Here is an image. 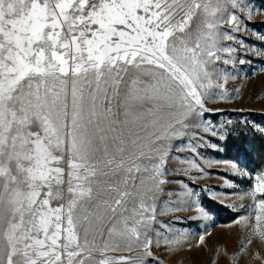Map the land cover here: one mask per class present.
Segmentation results:
<instances>
[{"label":"snow or ice","instance_id":"snow-or-ice-1","mask_svg":"<svg viewBox=\"0 0 264 264\" xmlns=\"http://www.w3.org/2000/svg\"><path fill=\"white\" fill-rule=\"evenodd\" d=\"M252 11L249 0H0V264H152L174 242L158 197L176 211L195 192H164L172 141L198 135L205 95L226 90L218 62L237 49L224 42ZM246 195L230 264L264 245V173Z\"/></svg>","mask_w":264,"mask_h":264},{"label":"rangeland","instance_id":"rangeland-1","mask_svg":"<svg viewBox=\"0 0 264 264\" xmlns=\"http://www.w3.org/2000/svg\"><path fill=\"white\" fill-rule=\"evenodd\" d=\"M249 6L253 11L245 27L233 33L237 40L224 42L237 49L234 62H218L220 82L228 77L226 90L214 89L213 96L205 95L206 111L201 127L196 129L198 135L189 133L172 141L171 158L164 166L168 171L161 177L172 183L163 186L164 192L189 185L188 191L195 196L187 198L190 206L176 211L171 207L175 197L164 196L163 204L158 197V207L165 214L157 219L178 222L170 223L167 229L157 225L162 233L172 235L174 242H162L155 248L152 264H230L245 239L246 233L235 221L242 214V206L250 203L246 194L254 187L255 177L264 173V158L257 159L253 141L264 137V0H249ZM204 126L210 130L204 132ZM241 133L247 137L243 148L228 156L227 139ZM190 163L197 167L190 168ZM254 251L264 257V245L253 240L240 253V264H261L253 259ZM130 255H141V249L135 248Z\"/></svg>","mask_w":264,"mask_h":264},{"label":"trees","instance_id":"trees-1","mask_svg":"<svg viewBox=\"0 0 264 264\" xmlns=\"http://www.w3.org/2000/svg\"><path fill=\"white\" fill-rule=\"evenodd\" d=\"M246 135L243 133L230 137L227 139V142L225 143V151L228 154V156H232L234 153H238L241 148L244 146ZM254 146L258 150L257 159L259 161H262L264 158V137L258 136L254 138Z\"/></svg>","mask_w":264,"mask_h":264}]
</instances>
